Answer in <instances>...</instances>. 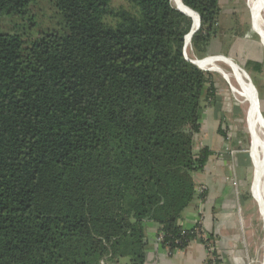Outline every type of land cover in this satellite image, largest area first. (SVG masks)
Segmentation results:
<instances>
[{"label":"trees","instance_id":"trees-1","mask_svg":"<svg viewBox=\"0 0 264 264\" xmlns=\"http://www.w3.org/2000/svg\"><path fill=\"white\" fill-rule=\"evenodd\" d=\"M53 1L63 33H0V264H145L148 223L170 253L205 243L180 225L213 153L194 147L216 90L183 54L191 19L171 0ZM180 2L203 60L220 0Z\"/></svg>","mask_w":264,"mask_h":264},{"label":"rangeland","instance_id":"rangeland-1","mask_svg":"<svg viewBox=\"0 0 264 264\" xmlns=\"http://www.w3.org/2000/svg\"><path fill=\"white\" fill-rule=\"evenodd\" d=\"M247 2L248 0H221L222 12L216 45L220 47L218 51L225 53V55L216 52L206 56L205 59L203 58L204 61L218 59L239 67L245 65L246 60L240 56L241 38L231 34L240 33V31L245 32V28H249V36H252L256 42L260 41L259 33L253 26ZM52 32H64L62 16L56 9L53 0H35L23 14L0 16V33L16 34L29 43L40 33ZM260 45L263 47L262 42ZM189 48L187 58L197 59L193 55L188 54L191 50V47ZM218 66L223 67L222 69L225 71H229V68L223 63H218ZM207 72L215 74L217 79L215 88L216 101L212 104L216 110L214 115V128L216 131L214 130V132L217 133V130L220 129L224 133L225 138L221 135V140L212 141L215 136H211V127H209L210 124L207 121L204 123L203 130L194 136L195 150H199L202 147H212L216 154L214 159L217 162L216 166H220L216 170L213 169L212 172L208 170L207 172L197 173L195 175L196 187L206 188L205 185H208L211 191H214L215 188L213 198H215L216 202L219 201L223 204L224 200H228L233 203L235 211L233 216H236L237 220L239 219V223L238 226H235L236 228L231 230L232 235H235V239H231L229 243L226 242V247L223 248L224 251H228L229 259L235 260V256H238L240 264H258L262 255L264 234L257 214L259 203L254 182L256 162L251 157V130L245 115L247 107L246 104L238 103L230 90L229 83L219 73L215 71ZM259 78L262 87H264V74ZM261 93L263 94V92ZM262 97H259V93L257 98L255 95L257 106H259L258 109L264 119V99H261ZM208 104L209 102L206 105ZM206 105L204 104V108ZM210 108L211 106L208 107V110ZM214 172L215 174L212 175L211 173ZM209 200L212 199L209 198ZM205 204L209 206L210 202ZM228 211L230 213V209ZM213 217L212 228H207V224L204 223V217L203 219L201 218L202 223L200 226L206 234V238L203 239L205 249L207 247L214 248V250L212 249L214 255H211V262L219 264L220 257L216 253V245L213 243L208 231L211 230L215 232L214 234L219 233L220 236H223V231L219 227L221 222H218V216L216 217L213 214ZM222 224L224 225V223ZM229 247L230 249H228ZM231 250L233 251L230 252ZM237 251H239L238 254ZM209 261L210 256L207 257L206 255L205 262Z\"/></svg>","mask_w":264,"mask_h":264},{"label":"crops","instance_id":"crops-1","mask_svg":"<svg viewBox=\"0 0 264 264\" xmlns=\"http://www.w3.org/2000/svg\"><path fill=\"white\" fill-rule=\"evenodd\" d=\"M220 3H221V0H220ZM250 32H251V29H250ZM240 38H241L240 39L241 40L240 41V56L244 58V60H246L245 65L243 67L240 66V68L244 70V72L248 75L251 82H254L255 86L253 83L252 84L256 89L257 96L259 93V97L263 96L261 99H264V87H262L260 80H259L260 79L259 77H261L264 74V50H263L264 47L260 45L261 41L256 42V40L252 36H249V30L245 31L243 36ZM216 40L217 39H215L211 43L208 55L215 54L216 52L222 55H225V53L218 51L220 50L219 49L220 47L216 45ZM249 62L253 64L248 65ZM255 65L259 66V69L255 68ZM211 81L213 82V85L216 88L217 79H216V75L213 73H211ZM261 92H263V94ZM215 98H216V94H215L214 99L208 101L209 102L208 105H206L208 102L205 103L206 107L204 108L201 121H200V124H201L200 132L201 130H203L202 128L204 127L205 121H207L210 124L209 126L211 127L210 134L212 137L215 136L213 137L212 141L221 140L220 138L221 135L218 132L219 130H217V133L214 132L215 130L214 115H215L216 110H215V107L212 106V104L215 103L216 101ZM209 106H211L210 110H208ZM207 148L211 150L213 153L209 157L204 171L207 172L208 170H211L210 172H212V170L213 169L216 170L219 165L216 166L217 162L214 161L215 156H216L215 150L210 146ZM215 172L211 174L213 175L215 174ZM205 186H206V190L204 192L203 198L202 197L197 198L193 202V204L185 210L182 220L180 221V225L182 226L183 229L190 230L193 228L197 219L200 220V217L202 219L204 217L205 222L204 220L203 222L207 224L208 226L207 228L209 229V228H212L211 226L213 225V221H212L214 219L213 214L216 217L218 216V222H221L220 223L221 225H219V227L223 231V234H222L223 236H220L219 233L214 234L215 232H212L211 230L208 232L210 234L209 236L213 239V243H215L216 245V248H217L216 253H218L220 257L219 264H240L238 256L233 255L236 257V259L230 260L229 259L230 255L228 251H224L223 249L224 247H226L225 246L226 242L229 243L231 239H235V235H232L231 230L236 228L235 226H238V223H239V219L237 220V217L233 216L235 212L233 203L228 200H224L223 204L219 201L216 202V200H214L215 198H213L214 197L213 195L215 193V188H214V191H211L208 185H205ZM209 198H211L212 200H209ZM208 202H210V205L206 206L205 203H208ZM229 209H230V213H228ZM222 223H224V225ZM157 230H158V225L154 223H148L147 233H146L147 248L145 251V264H206L207 263L205 262L206 261L205 245H203L205 243H202L198 239H195V240L190 241V243L184 249L175 250L173 253H170L167 248H164L160 243L157 242L156 240ZM228 249H230V247ZM232 251L233 250H231L230 252ZM238 253L239 251H237V254ZM126 263H127V260L120 261V264H126Z\"/></svg>","mask_w":264,"mask_h":264},{"label":"bare ground","instance_id":"bare-ground-1","mask_svg":"<svg viewBox=\"0 0 264 264\" xmlns=\"http://www.w3.org/2000/svg\"><path fill=\"white\" fill-rule=\"evenodd\" d=\"M171 3L174 7L179 8L190 16L194 30L197 26L196 15L187 7L185 8L179 0H171ZM247 5L253 26L259 33L264 47V0H248ZM191 37L192 35L186 37V55L188 49H190ZM196 63L197 66L204 70H214L219 73L229 83L230 90L238 103L246 104L247 109L245 115L251 130V157L256 162L254 182L256 184L257 200L259 203L257 214L264 234V120L258 114L254 89L243 72L235 64L218 59L209 61L199 60ZM218 63L225 64L229 68V71L223 70V67H219ZM261 254V260L258 264H264V238Z\"/></svg>","mask_w":264,"mask_h":264},{"label":"water","instance_id":"water-1","mask_svg":"<svg viewBox=\"0 0 264 264\" xmlns=\"http://www.w3.org/2000/svg\"><path fill=\"white\" fill-rule=\"evenodd\" d=\"M179 1H180V0H179ZM185 8H186V7H185ZM175 9L178 10L179 12H181L182 14H184L185 16H187V17L190 18V16H189L186 12L180 10V9L177 8V7H175ZM191 11H192V10H191ZM192 12H193V11H192ZM193 13L196 15V18H197V26H196V28L193 30V22H192V20H191V22H192V24H191V28H190L188 34L184 37L183 54H184L186 60H188L190 63H192L193 65H195L196 67H198L200 70H203V71H210V70H204V69L200 68L199 66H197L196 61H199V60H202V59H194V60H193V59H189V58H187V55H186V37H187L188 35H193L195 32H197V30H198V28H199V17H198V15H197L195 12H193ZM190 19H191V18H190ZM251 29H252V28H251ZM260 41H261V39H260ZM222 57H224V56H222ZM204 59H205V58H204ZM229 60L231 61V59H229ZM236 66L238 67L239 70H241V71L243 72V74L246 76V79H247V80L249 81V83L252 85L253 89H255V87L253 86V84H252L250 78H249L248 75L244 72V70H242L238 65H236ZM212 71H214V70H212ZM254 91H255L256 98H257V92H256V89H255ZM258 107H259V106H258ZM258 114H259V116L261 117V113H260L259 109H258ZM261 118H262V117H261ZM263 120H264V119H263Z\"/></svg>","mask_w":264,"mask_h":264},{"label":"built area","instance_id":"built-area-1","mask_svg":"<svg viewBox=\"0 0 264 264\" xmlns=\"http://www.w3.org/2000/svg\"><path fill=\"white\" fill-rule=\"evenodd\" d=\"M206 190L205 187H196V194L197 195H202L204 193V191ZM201 223H202V220H201V217H200V220L197 219V221L195 222L194 226H193V229L195 230V233H197V236L200 237L201 239H204L206 238V234L205 232L202 230L201 228ZM161 238L162 236L159 235L157 237V241L158 242H161ZM214 250V248H212ZM210 247H207V249H205V253L208 256H210V261L207 262V264H214L213 262H211V255H214V251L212 250ZM213 257V256H212Z\"/></svg>","mask_w":264,"mask_h":264}]
</instances>
